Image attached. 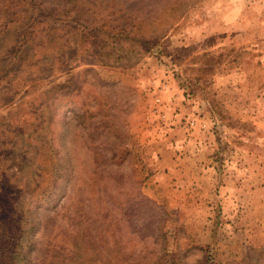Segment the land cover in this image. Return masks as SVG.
Segmentation results:
<instances>
[{
	"label": "rangeland",
	"instance_id": "1",
	"mask_svg": "<svg viewBox=\"0 0 264 264\" xmlns=\"http://www.w3.org/2000/svg\"><path fill=\"white\" fill-rule=\"evenodd\" d=\"M0 264H264V0H0Z\"/></svg>",
	"mask_w": 264,
	"mask_h": 264
}]
</instances>
